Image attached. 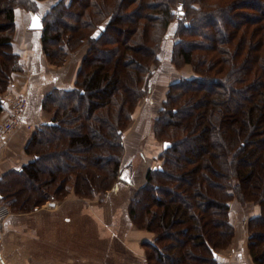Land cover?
<instances>
[{
	"label": "trees",
	"instance_id": "1",
	"mask_svg": "<svg viewBox=\"0 0 264 264\" xmlns=\"http://www.w3.org/2000/svg\"><path fill=\"white\" fill-rule=\"evenodd\" d=\"M37 1L0 0V112L5 110L3 93L11 87L13 73L22 69L20 56L14 50L17 8L35 11L33 6ZM136 1L118 0L116 12L128 10ZM202 2L161 0L158 5L151 4L160 25L157 39L166 33L173 21L177 22L178 29L174 31L176 58L182 64L191 63L198 75L171 83L163 107L158 111L160 116L155 126L158 134L159 128L165 133L171 127L173 133L174 129H179L187 135L180 145L171 138L166 139L165 147L169 150L165 165L149 170L146 186L139 194V201L142 198L150 208L154 202L159 208L149 220V229L156 232L155 241L149 244L153 248L150 255L157 262L162 261L171 258V251L179 252V247L182 251L175 253L178 256L172 259V264H216L219 252L230 246L235 234L229 215L231 202L237 200L243 205L256 203L260 206V214L249 220V251L255 264H264V0L260 1L263 7H260V15L246 12V18L239 21L230 17L227 20L226 14L221 16L228 9L207 8ZM85 3L58 0L48 11L47 21L43 19V52L52 63L64 61L67 49H75L89 36L91 44L80 64L75 86L55 87L45 97L44 106L56 107L52 119L36 129L27 145L26 151L32 159L0 177L2 199L5 191L14 189L11 185L8 187L12 182H4L13 176L18 180L25 178L31 186L24 191L29 193L21 198V206L33 197L34 188L40 184L52 189L53 182L59 180L62 165L56 164L57 170L50 171L40 165L41 161L61 153L69 157V151L75 149L90 152L105 148L112 164L108 184L120 172L124 151L122 129L135 111L137 99L147 89L142 84L143 74L150 65L146 55L154 56V50L152 53L147 45L153 43L147 38L153 35L149 29L150 16L146 12L149 22L129 19L124 23L120 14L112 12L107 14L111 17L108 25L104 27L98 23L96 29L86 33L88 37H82L83 29L90 28L92 22L84 23L85 28L81 24L68 25L67 32L65 25L59 34L57 25L65 19L63 14L84 15L85 11L81 10ZM93 5L96 14H101L102 5ZM128 24L131 25L128 31L134 34L124 41L114 38L115 34H123ZM199 29L202 32L193 39ZM98 30L100 33L96 34ZM109 31L114 32L110 38ZM109 40L115 45L113 49L105 47L110 49L111 56L98 61L96 54H104L103 45ZM74 41H77L75 46ZM132 42H145L147 46L136 44L130 51L128 44ZM200 49L208 53L200 54ZM111 62L112 66L108 65ZM126 68H130L131 77L124 72ZM182 98L185 100L178 103ZM72 115H79L82 122L77 131H70L69 145H46L52 138L58 139L55 134L63 127V120L71 119ZM114 118L116 121L112 120ZM45 135L48 138L44 139ZM46 150L53 153L45 154ZM178 165L180 170L174 173ZM68 170L71 172V167ZM42 171L48 176L44 177ZM82 172L76 180L77 191L84 196L92 195L86 184L79 185V179L87 182V175ZM107 187L109 185L102 186ZM50 189L45 192L46 198L41 195L32 201L36 205L44 203L49 199ZM132 211L136 213L134 207Z\"/></svg>",
	"mask_w": 264,
	"mask_h": 264
},
{
	"label": "rangeland",
	"instance_id": "2",
	"mask_svg": "<svg viewBox=\"0 0 264 264\" xmlns=\"http://www.w3.org/2000/svg\"><path fill=\"white\" fill-rule=\"evenodd\" d=\"M57 1L58 0H38L35 3L36 5L33 6L35 11H30L26 8H17L18 11L22 10L26 13V19L24 22V27L26 29L24 30L40 33L41 45L43 44L41 39L43 28H30L32 13L40 14L42 21L43 19H46L47 21V13L51 9V6ZM82 1L86 2L84 8L81 10L82 13L85 11L84 15L77 16L79 13L76 14V12H73L72 14H63L65 19L63 18L60 20L61 23L57 25L59 34H61L60 32L65 28V25L67 26L64 30L69 31L70 25L80 26L81 24L83 28H85L84 23L88 22L91 24L92 22L90 28L87 27L83 29L84 34L82 37H88L86 36V33L88 34L94 27L96 29L95 25H98V23H102L104 27L108 25V22L111 19L108 15L112 12H115V14L118 15L120 14L124 23L129 19H138L137 21H140L141 23L146 21L149 22L145 18L149 14V29L152 31L153 35L152 37L147 36V38L148 40H153V43L152 45H147H150L148 47H150L152 53L154 50V56L150 55V53L146 55L147 61H150V65L147 68L148 70L143 74V82L141 81L142 84H145L144 88L146 87L147 89L146 92L144 90L142 91V95L139 96L134 107L135 111L130 114V118L127 119L122 129L121 140L123 142L124 151L120 165V172L116 178L111 179L110 184H108L110 181V179L108 180V174L110 173L112 164L108 159L109 156L106 153L107 151H104L105 148H103V151L95 149L90 152L85 151V149L71 150L69 151V157L71 155L70 158L68 156H62V153L58 155L56 154L52 158L49 157L50 159L45 157L40 165L46 170L48 169L52 171L56 164L62 165V171L59 173V180L53 182L52 189L43 187L41 184L40 188V185L34 188V194H32L33 197L31 196L28 202L24 203L22 206L20 205L21 198L26 197L27 193H29H24V191H27L29 187L31 188L30 184L28 185L25 178L23 180H18L17 176H13V178H8L4 181L6 183L12 182L8 184V187L11 185L14 189L5 191L3 199L0 197V206H6L4 215L0 214V264H6L5 259L10 260L11 257H17L18 253L16 250H18L20 246H25L28 252L32 253L27 256V258L30 259L33 257L35 261L32 263L30 260V263L28 264H65V260H71L73 264H172V259L175 260L174 258L178 256V254L175 253L182 251L179 247H177L179 249L177 251L179 252L171 251V258H164L162 261L158 260L157 262L150 255L153 248L149 244L155 241L156 232L149 229V220L151 219L152 214L155 211H158L159 208L154 202L150 208L147 203L143 202L142 198H140L141 200L139 201V194L146 186L149 170L155 169L160 165H165L167 151L169 150L165 147V145H167L166 139L171 138L172 141L179 144L182 139H185V135H187L186 131L182 132L179 129H174L175 132L173 133L171 127L169 129L166 128L167 130L165 133L159 128V134L155 129L157 118L160 116L158 111L163 107L167 97V91L171 86V83L182 78H192L198 74L195 72L194 66L191 63L182 64L181 60L176 58L174 45L177 37H175L174 31H177L178 29L177 22L173 21L166 33L157 39L159 36H157V33L160 29V25L158 26V16L153 12L151 4L158 5L161 3V0H137L127 8L128 10L122 11L119 9L118 12H116L118 0ZM260 1L261 0H203L202 3L207 8H212L214 6H217L214 9L219 7L226 8L228 10L221 14V16L226 14L227 20L230 17L233 20L239 21L246 18V12H255L260 15V12L263 9ZM93 4H96V6L102 5L103 9L101 10V14H96L97 10ZM174 10H177V8H174ZM146 12L148 14H146ZM105 16L107 17L105 18ZM129 27H131L130 24L126 26L127 29L123 31L124 33L121 32L123 34H115L114 38L116 37L118 40L123 41L127 40L128 37H131L134 34V31H128ZM17 29L18 25H16L15 31L16 44L14 43V50L20 56L22 69L14 73L20 74L25 69V61L16 47L18 46ZM217 29H219V26ZM99 30L96 34L100 33ZM201 32L202 29H199L194 33L195 36L193 39L199 37ZM96 34H94L93 37L96 36ZM112 34H114V32L109 31L107 34L108 38H110V35ZM89 38H87L83 44L76 46L75 49H67L64 61L60 62L56 60L52 63L45 55L48 63L51 67L55 68L65 66L67 63L71 65L73 64L74 66H76L77 63L80 65L88 51L89 45L91 44L88 43ZM76 42H72L73 46L77 44ZM111 43L112 42L109 40L107 45H103L104 54H96L98 56V61L100 59L103 61L105 60V57L111 56L110 49H113V46H115ZM99 44L102 43L100 42ZM136 44L146 45L145 42H132L128 44L131 47L129 50L131 51L132 48L136 47ZM106 46L110 47V49L105 48ZM65 48H69V46H65ZM200 51V54L208 53L203 49H200ZM200 56L202 57V55ZM226 57H228V55ZM108 65L112 66V62ZM78 72L76 75H78ZM124 72L127 76L131 77V75H129L130 68L128 70L126 68ZM14 73L12 75V80L9 83L12 86L14 84ZM57 75L60 76L61 74ZM75 78L77 79V76ZM75 78L74 80L76 82ZM127 81V83L131 85V81ZM75 82L64 88H73ZM53 89L54 87L52 90ZM7 91H13L26 96L27 107L24 113L26 114L27 112L28 114L30 103L27 93L25 94L23 92L14 91L11 87H9ZM51 91L49 90L41 101L40 108L47 112L48 117V120L45 121V123L52 119L54 113L53 109L56 108L54 105H50L51 108H47L43 104L45 97ZM6 92L3 93V97H5ZM184 100L185 98H182L178 100V103H181ZM5 104L6 107L3 112H5L6 117L3 122L9 118L11 109L8 103ZM3 112H0L1 115ZM5 114L3 113V115ZM72 116L71 119L67 118L63 120V127L55 134V137L58 139L56 140L52 138V142H49L46 145H69L68 136L70 135V131L72 129L77 131V126L82 122L79 115L77 117L75 115ZM112 120L116 121L115 118ZM93 122L96 121L94 120ZM22 123L27 125L28 131H31L33 128L30 124L25 122L24 119ZM88 124H92L94 128H97L92 122H88ZM20 125H18L14 131L1 142L8 140ZM41 125H38L36 129ZM33 135L34 134H32L31 137H33ZM44 137V139L48 138L47 135ZM171 144L172 143L170 142L169 145L171 146ZM26 153L28 158L32 159L33 156L27 151ZM44 153L51 154L53 152L46 150ZM52 166L54 167L51 168ZM69 167H71L72 173L69 172ZM54 170L57 169L55 168ZM178 170H180V165H178L177 170H174V173H178ZM81 171L87 175V180L85 179L87 182L82 183V180L79 179V185L84 186L86 184L87 188L92 190V195L84 196L77 191L76 180L80 177L79 175ZM42 173L44 177L48 176L44 171H42ZM68 178L70 179L67 182ZM60 179H63V181L61 182ZM64 182H67L66 185ZM154 182L157 183L158 180ZM107 185H109V187L102 188V186L106 187ZM60 186H63L62 190L58 189ZM55 187L57 188L53 190ZM49 189V199L44 203L36 205V202L32 201L34 197L41 198V195L46 198L45 192ZM160 195L163 194L160 193ZM247 205L249 208H252L258 204L251 203L246 204V206ZM132 207H134L136 213H133ZM81 210L82 213L79 212ZM66 217H70L71 219L66 221ZM99 218L108 225L111 232L105 225H103L104 228L97 226L96 223H99ZM233 239L231 240L232 242ZM169 240L173 243L175 242L172 238H169ZM220 253H222V251L218 254L219 257L218 260L215 261L216 264H222ZM48 259L50 261H48ZM232 261H237L242 264L239 259L235 257L230 260V262ZM16 264H19L18 261Z\"/></svg>",
	"mask_w": 264,
	"mask_h": 264
},
{
	"label": "crops",
	"instance_id": "3",
	"mask_svg": "<svg viewBox=\"0 0 264 264\" xmlns=\"http://www.w3.org/2000/svg\"><path fill=\"white\" fill-rule=\"evenodd\" d=\"M16 15L18 25V46L16 47L21 54L23 53L21 56L25 61V69L20 74L14 73V84L13 86L11 85V88L17 92L27 93L29 96V111L28 114L26 112L23 119L33 128L31 131H28L27 125L22 123L8 140L3 142L0 141V177L3 176L5 172L19 168L30 161L26 153V146L32 138L31 136L34 134L33 132H35L36 127L44 124L45 121L48 120L47 112L40 108L42 99L53 87L64 88L73 84L75 82L74 78L77 76L76 74L80 67L79 63L75 66L76 68L74 65L68 63V65L66 64L58 68L51 67L42 51L40 33L24 30L26 29L24 27L26 19V13H24V11L17 10ZM70 69L72 70L70 71ZM69 72L71 74H69ZM57 74L61 75L59 76ZM3 113L5 114V112ZM3 113L2 115L0 113V124L6 117V114L3 115ZM79 212L82 213V210ZM259 214L260 206L258 205L249 208L248 205H243L239 201L233 200L231 202L229 216L231 223L235 227V237L231 246L222 250V253H220L222 264L229 263L234 257L239 259L242 264H255L252 261L248 249V226L250 218ZM70 219V217H66V221ZM98 222L99 223H96L98 227H103V225H105L110 231V228L102 219L99 218ZM16 251L18 256L15 258L11 257L10 260L5 259L6 264H16L17 261L19 264H28L30 260L32 263L35 261L33 257L30 259L27 258V256L32 253H29L25 246H20ZM48 261L50 260L48 259ZM64 262L65 264H73L71 260H65Z\"/></svg>",
	"mask_w": 264,
	"mask_h": 264
},
{
	"label": "built area",
	"instance_id": "4",
	"mask_svg": "<svg viewBox=\"0 0 264 264\" xmlns=\"http://www.w3.org/2000/svg\"><path fill=\"white\" fill-rule=\"evenodd\" d=\"M6 103L11 107L9 118L0 124V141L6 139L14 129L22 124L24 112L27 107V98L24 94L7 91L4 97ZM6 206H0V214L4 215ZM1 216V215H0ZM229 264H240L232 261Z\"/></svg>",
	"mask_w": 264,
	"mask_h": 264
},
{
	"label": "water",
	"instance_id": "5",
	"mask_svg": "<svg viewBox=\"0 0 264 264\" xmlns=\"http://www.w3.org/2000/svg\"><path fill=\"white\" fill-rule=\"evenodd\" d=\"M30 28H32V29H40V28H43V21H42V17H41L40 14H38V13H32L31 21H30Z\"/></svg>",
	"mask_w": 264,
	"mask_h": 264
},
{
	"label": "bare ground",
	"instance_id": "6",
	"mask_svg": "<svg viewBox=\"0 0 264 264\" xmlns=\"http://www.w3.org/2000/svg\"><path fill=\"white\" fill-rule=\"evenodd\" d=\"M23 54V53H22ZM77 62H79V61H77ZM76 63V62H75ZM71 65V64H70ZM73 65V64H72ZM78 65V64H77ZM75 67V66H74ZM78 67V66H77ZM76 68V67H75ZM72 69H70V71H71ZM75 70V69H74ZM74 72V71H73ZM69 74H71L70 72H69ZM69 74H68V78H69ZM71 76V75H70ZM73 78V77H72ZM238 242V241H237ZM237 246V245H236Z\"/></svg>",
	"mask_w": 264,
	"mask_h": 264
},
{
	"label": "snow or ice",
	"instance_id": "7",
	"mask_svg": "<svg viewBox=\"0 0 264 264\" xmlns=\"http://www.w3.org/2000/svg\"><path fill=\"white\" fill-rule=\"evenodd\" d=\"M38 19V18H37ZM38 26V25H37Z\"/></svg>",
	"mask_w": 264,
	"mask_h": 264
}]
</instances>
